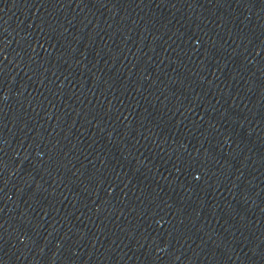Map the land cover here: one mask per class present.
<instances>
[{"label":"water","instance_id":"95a60500","mask_svg":"<svg viewBox=\"0 0 264 264\" xmlns=\"http://www.w3.org/2000/svg\"><path fill=\"white\" fill-rule=\"evenodd\" d=\"M0 264H264V0H0Z\"/></svg>","mask_w":264,"mask_h":264}]
</instances>
